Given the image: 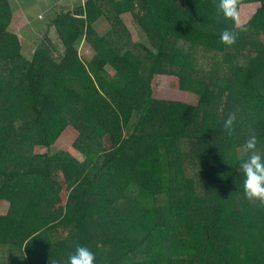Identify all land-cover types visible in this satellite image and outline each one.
Returning <instances> with one entry per match:
<instances>
[{
  "label": "trees",
  "instance_id": "trees-1",
  "mask_svg": "<svg viewBox=\"0 0 264 264\" xmlns=\"http://www.w3.org/2000/svg\"><path fill=\"white\" fill-rule=\"evenodd\" d=\"M10 2L0 0V264H68L77 247L95 264H264V204L245 197L239 166L252 135L264 154V0H238L239 24L219 0H88L47 25L58 59L49 39L23 54ZM125 14L149 46L131 40ZM161 75L196 105L154 98ZM67 128L69 151L35 153Z\"/></svg>",
  "mask_w": 264,
  "mask_h": 264
},
{
  "label": "rangeland",
  "instance_id": "rangeland-1",
  "mask_svg": "<svg viewBox=\"0 0 264 264\" xmlns=\"http://www.w3.org/2000/svg\"><path fill=\"white\" fill-rule=\"evenodd\" d=\"M86 1L88 0H11L10 4L13 10L11 30L19 37L23 47V54L27 58H31L35 48L42 44L47 46V39H49V42L57 49L56 51L55 48L50 46L53 48V54L58 59V52L62 53V45L52 25L48 36L45 35L47 25L57 14L71 12ZM121 20L128 29L133 42L149 46L145 32L129 14L122 15ZM110 27V21L104 17L94 24V29L99 35H105L110 30ZM78 50L83 60H90L93 56L84 41L79 44ZM153 95L158 100L180 101L190 105H196L198 100L196 95L177 89L171 77L165 75L154 78ZM76 138L77 132L72 128H67L51 149L37 148L35 153L54 155L59 152L69 151ZM79 159L82 160L83 157L79 156ZM7 211L8 204L0 203V215L7 213Z\"/></svg>",
  "mask_w": 264,
  "mask_h": 264
},
{
  "label": "clouds",
  "instance_id": "clouds-1",
  "mask_svg": "<svg viewBox=\"0 0 264 264\" xmlns=\"http://www.w3.org/2000/svg\"><path fill=\"white\" fill-rule=\"evenodd\" d=\"M218 14L239 24L238 0H219L217 5ZM240 31H246V27L240 26ZM238 36L234 32L225 30L221 35V41L226 45H233ZM235 115H230L225 121V129L231 134ZM257 138L250 136L243 147L249 155L239 161L243 172L244 195L249 201H259L264 204V154L257 150ZM68 264H95V255L87 247H77L74 254L69 257Z\"/></svg>",
  "mask_w": 264,
  "mask_h": 264
},
{
  "label": "crops",
  "instance_id": "crops-1",
  "mask_svg": "<svg viewBox=\"0 0 264 264\" xmlns=\"http://www.w3.org/2000/svg\"><path fill=\"white\" fill-rule=\"evenodd\" d=\"M99 21V20H98ZM3 214H6V213H3ZM3 214H1V215H3Z\"/></svg>",
  "mask_w": 264,
  "mask_h": 264
}]
</instances>
